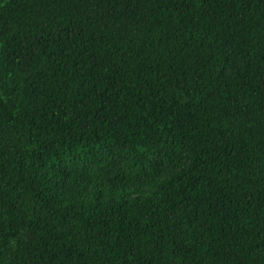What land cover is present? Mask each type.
Listing matches in <instances>:
<instances>
[{
    "label": "trees",
    "instance_id": "16d2710c",
    "mask_svg": "<svg viewBox=\"0 0 264 264\" xmlns=\"http://www.w3.org/2000/svg\"><path fill=\"white\" fill-rule=\"evenodd\" d=\"M0 264H264V0H0Z\"/></svg>",
    "mask_w": 264,
    "mask_h": 264
}]
</instances>
